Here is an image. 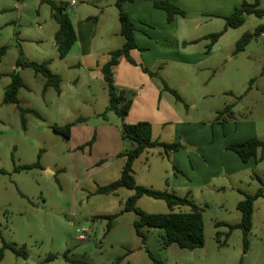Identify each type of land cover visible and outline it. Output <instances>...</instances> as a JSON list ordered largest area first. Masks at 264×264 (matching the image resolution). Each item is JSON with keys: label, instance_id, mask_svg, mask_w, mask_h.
<instances>
[{"label": "rangeland", "instance_id": "1", "mask_svg": "<svg viewBox=\"0 0 264 264\" xmlns=\"http://www.w3.org/2000/svg\"><path fill=\"white\" fill-rule=\"evenodd\" d=\"M106 8L110 16L116 15L115 7ZM82 9L96 12L92 6ZM262 23L264 18L247 17L244 28L232 30L228 42L241 31H254ZM57 27L49 4L43 0H0V49L8 47L0 56V170L6 171V174H0V249L3 238L8 243L24 245L29 254L25 260L5 249L0 264H30V259L39 264H74L63 257L66 253L83 264H153L148 252L158 264H240L241 261L243 264H264V197L254 204V226L249 233L247 253L244 252L241 229L233 230L228 237L227 226H216L217 222L236 224L241 221L242 215L237 208L244 198L241 191L253 194L261 187L256 175L264 180V158L244 167L239 177L216 175L205 186L199 181L210 170H215L211 163L202 166L201 170L206 167L203 174L197 168L193 176L196 181L190 183V172L179 173L175 169L179 168L178 160L164 156L160 148L148 150L135 161L134 176L139 185L175 191L181 196L190 194L191 199L203 208L205 246L192 251L176 244L165 246L162 229L145 228L147 240L142 242L134 227L137 215L123 212L133 190L121 188L115 193L96 192L98 187L120 178L125 158L119 154L131 148L132 143L123 140V121L109 109V93L101 71L86 74V69L71 68L69 62L59 58L53 37ZM112 40L111 47L121 46V40ZM263 43L264 36L254 40L246 53L217 70L205 66H163L159 71L161 77L186 98L187 105L194 103L196 108L188 111L170 92L163 90L160 79L149 78L144 90H140L141 86L129 89L134 93L135 101L128 120L133 123L149 121L154 126L155 139L159 135L169 140L167 142L179 141L185 146L189 138L176 132L181 122L184 129H196L194 142L203 147L210 142L216 148L213 154L218 156L219 147L237 136L232 133L235 128L237 132L254 128L258 138L264 139V82L259 91L238 102L236 121L230 122L228 129L222 130L215 122L216 110L236 101L225 92L233 91L239 96L253 86L250 79L258 76L261 68ZM234 48L235 45L227 48V53L232 54ZM21 52L23 58L30 61L51 59V70L62 79L59 95L53 87L44 91L46 79L41 74L31 68L19 69L27 85L19 90L20 105L39 114V117L32 112L26 114V130L18 106L3 104L5 90L11 83ZM124 65L115 70L118 81L131 69L139 70L128 63ZM133 77L137 86L140 77L138 74ZM139 91L142 92L140 96ZM143 98H146L145 105L141 102ZM159 99L162 104L157 112ZM163 106L180 111L182 120L169 119L165 126L162 120L168 118L169 112ZM252 107L250 113L248 108ZM187 112L190 117L186 116ZM80 118L86 121L76 122ZM73 122L76 124L69 139L53 130L55 125ZM124 122L129 123L126 119ZM94 136V143L89 145ZM186 149L189 153L190 148ZM262 154L264 157V149L259 150L258 156ZM38 160L43 168L14 170L15 166ZM138 206L149 213L170 212L165 201L148 196L140 198ZM180 209L190 210L188 206ZM180 209L176 207L175 210ZM114 214L118 216L111 226L109 220L98 218ZM50 254L56 255L57 259L47 262L46 257Z\"/></svg>", "mask_w": 264, "mask_h": 264}, {"label": "trees", "instance_id": "2", "mask_svg": "<svg viewBox=\"0 0 264 264\" xmlns=\"http://www.w3.org/2000/svg\"><path fill=\"white\" fill-rule=\"evenodd\" d=\"M135 0H116L115 6L118 10L119 20L121 23V35L125 38V43L121 48L115 49L109 53V60L103 65L101 72L103 80L109 93V109L113 110L119 118L122 119V138L126 142H131L132 147L126 149L120 153L119 156L125 158V164L123 166L121 176L118 180L100 186L97 189L98 194L115 193L121 188H127L134 191V194L130 196L125 203L123 212H134L137 215V220L134 222L136 234L141 238L142 242L145 243L147 235L145 228H156L162 229L164 234L162 235L165 246L176 244L180 248L195 250L203 248L205 246V225L203 218V208L197 205L190 197V194L181 196L175 191L170 190H157L154 188L145 187L139 185L134 176V163L135 161L145 152L153 148L162 149V154L169 157L172 153L178 152L184 148L183 144L179 141L175 142H163L155 140L153 138V125L149 121H139L137 123H126L124 122L133 106V92L129 89L118 87L115 84V70L119 65L122 58H126L131 64L138 65L133 59L131 52L133 50H141L142 48L137 44L135 33L137 27L132 21L131 17L125 9L127 3L134 2ZM151 1L153 6L157 9L163 10L167 13V19L172 22L177 15L185 16L183 11L178 5L171 2L170 0H148ZM44 3L49 4L51 8V17L58 25V30L55 33V44L58 50V56L64 59L72 47L77 41V34L68 13V2H56L54 0H43ZM256 16L258 18H264V7L261 6L260 0H255L253 3L243 1L241 7L236 9L231 15L226 16L224 19L226 25L223 30L217 33L207 35L205 38L210 40L207 46V52H210L214 44L219 38L230 28H239L245 24L247 16ZM264 32V23L258 25L254 31H247L237 41L235 45L234 55H237L249 46L251 42L258 39ZM264 45V43H263ZM7 46L0 49V56H2ZM52 61L51 59L43 62L30 61L23 58L21 52L20 57L16 61V68L11 75V83L6 88L3 98V104H15L19 108L21 122L23 129H27L26 114L32 112L39 117L36 111H31L21 107L19 99V90L26 88L27 85L20 74V70L24 68H31L36 74H41L45 77L46 82L44 85V91L49 87H53L58 94H61V76L53 72L50 68ZM142 70L152 78H158L163 83V90L170 92L176 99V101L183 103L186 108L188 105L185 102L184 97L174 88L170 87L169 84L161 77L159 70H151L143 65H140ZM20 69V70H19ZM264 70V66H263ZM255 78L251 80L254 83ZM239 96L238 99H241ZM234 104H228L222 110L217 112L215 122L225 123L229 120H235ZM86 121L85 118H80L76 122ZM76 122L66 124L65 126H53L54 132L61 134L65 138H71L72 127ZM95 141V136L88 143L92 145ZM226 149L235 152L243 162L247 163L252 158L256 162L263 160V154L259 157V150L264 149V140L258 137H251L249 139L231 143L226 146ZM32 168H43L39 162L15 166V171L29 170ZM0 174H6V171L0 170ZM256 178L261 184V187L253 194H249L241 191L243 199L237 204L238 210L241 212V221L236 224H228L223 222H217L216 226H227L229 233H232L235 229H241L243 233V246L244 252L247 253L250 241L249 233L253 228V215H254V204L259 199L264 197V180L256 175ZM148 196L154 199L163 200L170 208L168 213H149L144 211L138 206L140 198ZM188 206L189 211H182L180 207ZM179 208L177 212L175 209ZM118 214L99 216L100 219L109 220V225L113 223L114 219ZM219 235V233H218ZM0 237H2L0 229ZM3 246L0 249V261L3 259L4 250L10 249L16 256L29 258L26 247L18 246L15 243H8L2 238ZM153 264H158L157 260L154 259L152 253L148 252ZM67 261L73 262L74 264H83L82 261L74 260L66 253L63 256ZM57 256L50 254L46 257V261L50 262L56 260ZM120 261V259H119ZM243 264V261L240 262Z\"/></svg>", "mask_w": 264, "mask_h": 264}, {"label": "crops", "instance_id": "3", "mask_svg": "<svg viewBox=\"0 0 264 264\" xmlns=\"http://www.w3.org/2000/svg\"><path fill=\"white\" fill-rule=\"evenodd\" d=\"M115 1L116 0L59 1L68 2L69 15L70 13H74V16L70 17L77 34V41L69 54L63 59L69 62L67 63L69 67L73 68L77 66L78 68L81 67L86 69V74L95 73L97 70L101 71L103 65L109 60V53L115 49L121 48L124 45L125 38L120 33L121 23L119 20L118 10L115 16H110L107 11L108 8H106L108 6H113L116 8ZM170 1L185 11L186 15H177L172 22H169L167 19V13L163 10L155 8L151 1L135 0L134 2L127 3L125 5L127 13L137 27L135 37L137 44L142 49L133 50L131 52L133 59L138 63V65L131 64L126 58L121 59L116 69L120 70L124 64L128 63L132 66V68H138L140 71H133V69H131V71H128V73L125 74V77H120V81H118L116 76L117 74H115V84L118 87L125 89H139V86H141L140 90H144L145 82L152 77L145 73L140 65H143L144 67H147L151 70L159 71L163 66L165 67L169 64L179 67L189 66L194 68H202L205 66L204 68L217 70L231 62L240 54L246 53L247 48L251 46L252 42L245 49V51L237 55H234L233 50L231 52L232 54L227 53V48H230L232 45H236L237 41L243 36L245 32H247L246 30L241 31L236 36V38H234V40L228 42L229 36L233 33L232 30H241L244 28L245 24L239 28L228 29L214 44L210 52H207V46L210 43V40L206 39L205 37L209 34L217 33L223 30L226 25L224 18L231 15L236 9H239L243 1L253 3L255 0ZM260 1L261 6L264 7V0ZM80 2L82 4H79ZM81 6H92L96 12L93 13L92 10L85 11ZM57 30L58 27L56 28L53 35L54 41ZM262 36H264V32L260 37ZM113 38H116L119 41L121 40L120 47L110 46L113 43ZM257 42H259V40H257ZM153 50H155L154 55H152ZM263 66L264 55L262 56L261 68H259L258 76L254 77L256 81L254 83L252 82L253 86H249L242 95H239L242 96L241 99H238L239 96H236L233 91L225 92L226 95L234 96L236 98V101L230 104H234L236 107L240 100L261 89L260 87L264 82ZM136 74H138L140 77L139 84L137 86L133 77ZM252 79L253 78L250 79V83ZM75 82H77V80ZM138 95H142V92L139 91ZM184 99L186 102V98ZM134 101L135 100H133V106L130 110L131 112L134 108ZM141 102L143 105H145L146 98H143ZM161 104V99H159L157 112H160ZM227 105L228 104H226V106ZM164 107L165 106H163V109L169 112L168 118L162 120L165 126L168 124L169 119H177L178 121L182 120L183 114L180 111L170 110V108L165 109ZM194 108H196L194 103L189 104L187 110L189 111ZM253 109L254 107L248 108V111L251 113ZM220 110L222 109L216 110V113ZM186 116L190 117V113L187 112ZM126 120L129 123L134 122L129 121L128 117ZM232 121H236V119L229 120L222 124L219 123L222 126V130L228 129L230 122ZM182 126H184L183 123L179 122L176 132L188 137L189 142H187L188 144H185V146L183 144L184 148L182 150L172 153L170 156H173V158L178 160L177 165L179 168L175 167V169L179 173L184 174L185 171L190 172V183L196 181L193 176L198 171L197 168H200V174H203L206 172L208 163H211V165L215 167V170H210L208 174H205L202 177V180L199 181V183L203 186L211 183L212 177L216 175H224L226 178L239 177L242 170L245 169L244 167H249L253 163L255 164L256 160L254 158L245 163L235 152L226 149V146L231 143L243 141L251 137H258L254 128L250 129V131L247 129L245 132H237V128H235L234 131L231 129L232 133L237 134V136L233 137L229 142H224L219 147L221 151L219 150L220 153L218 156L213 154V149L216 148H213L210 142L208 144H203L205 147L194 142L196 139L195 128L191 127L184 129ZM153 138L155 139L154 126ZM155 140L163 142L169 141L160 137L159 135ZM186 147L190 148L189 153L186 152ZM203 151L209 152L206 154L203 153ZM202 166H206L204 170H201Z\"/></svg>", "mask_w": 264, "mask_h": 264}, {"label": "water", "instance_id": "4", "mask_svg": "<svg viewBox=\"0 0 264 264\" xmlns=\"http://www.w3.org/2000/svg\"><path fill=\"white\" fill-rule=\"evenodd\" d=\"M28 261H29V263H30V264H39V263H36V262H34V261H33V260H31V259H30V260H28Z\"/></svg>", "mask_w": 264, "mask_h": 264}, {"label": "built area", "instance_id": "5", "mask_svg": "<svg viewBox=\"0 0 264 264\" xmlns=\"http://www.w3.org/2000/svg\"><path fill=\"white\" fill-rule=\"evenodd\" d=\"M82 237V236H81Z\"/></svg>", "mask_w": 264, "mask_h": 264}]
</instances>
